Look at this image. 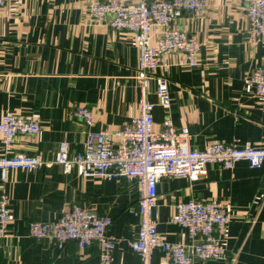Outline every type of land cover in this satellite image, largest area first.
Returning a JSON list of instances; mask_svg holds the SVG:
<instances>
[{
  "label": "crops",
  "instance_id": "1",
  "mask_svg": "<svg viewBox=\"0 0 264 264\" xmlns=\"http://www.w3.org/2000/svg\"><path fill=\"white\" fill-rule=\"evenodd\" d=\"M91 1L8 0L1 10L0 121L11 111L37 120L41 129L16 136L9 147L0 133V157L26 154L53 162L63 141L69 143L70 156L83 151L89 127L72 115L76 104L93 109L94 130L115 132L139 115L140 50L132 33L93 24L87 15ZM171 27L201 42L198 66L180 64L181 53L173 52L166 55L167 66L155 71L168 78L169 115L177 126L189 128L192 147L232 140L264 147V95L246 82L264 64V40L249 41L246 1L207 0L201 15L183 12ZM156 88L152 81L148 99L155 103ZM166 114L156 105V130ZM207 169L206 177L196 181L159 180V232L169 242L193 245L197 240L172 221L177 203L216 200L232 219L221 236L227 259L208 264H264V164L252 168L242 160L223 168L211 162ZM5 190L13 220L0 242V264H104L96 243L81 249L75 241L59 246L52 238L29 235L30 222L57 221L76 204L112 219L109 233L116 246L109 264H141L129 244L140 228L134 213L140 198L137 179L81 177L54 163L12 169ZM151 256L152 264H163L160 248Z\"/></svg>",
  "mask_w": 264,
  "mask_h": 264
},
{
  "label": "built area",
  "instance_id": "2",
  "mask_svg": "<svg viewBox=\"0 0 264 264\" xmlns=\"http://www.w3.org/2000/svg\"><path fill=\"white\" fill-rule=\"evenodd\" d=\"M249 14L248 38L257 45L264 40V0H245ZM8 0H0V12ZM207 0H92L87 15L96 25H105L115 31L133 34L140 50L138 63V87L141 91L140 112L131 122L115 132L94 130V111L88 105L72 106V115L88 127L85 148L70 156L67 141L60 144L57 157L47 162L41 156L18 154L0 157V242L9 235L13 213L5 185L12 169L33 170L54 163L67 173L76 171L81 177L137 179L140 198L134 210L140 228L130 246L138 252L141 264H152V250L160 248L163 264H208L209 261L227 259V249L222 242L232 217L229 209L216 200L190 198L177 203L174 223L187 229L197 240L191 246L167 241L158 230V214L155 211L158 198V182L162 178L187 177L191 181L206 177L211 162L223 168H232L245 160L252 168L264 164V147L250 143L243 146L238 140L216 142L203 149L193 148L188 127L177 126L169 115L171 95L168 78L156 75L161 66H167L166 55L179 52L180 64L199 65L201 42L182 29L171 27V22L183 12L201 15ZM156 42L153 43V37ZM152 81H156L157 103L148 99ZM248 86L264 95V64L258 65L246 79ZM156 105L167 110L161 128L155 129ZM40 123L14 112L7 111L0 121V133L9 147L20 134H36ZM112 219L100 216L93 210L76 204L63 216L52 222H30L29 235L36 239L52 238L59 246L75 241L84 249L92 243L98 245L99 258L104 264L112 261L116 239L109 233ZM234 260V259H233Z\"/></svg>",
  "mask_w": 264,
  "mask_h": 264
}]
</instances>
